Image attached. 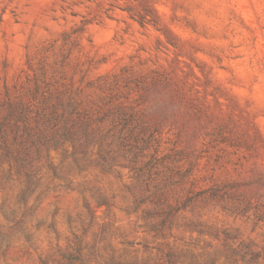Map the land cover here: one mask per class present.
Listing matches in <instances>:
<instances>
[{
	"label": "rangeland",
	"instance_id": "obj_1",
	"mask_svg": "<svg viewBox=\"0 0 264 264\" xmlns=\"http://www.w3.org/2000/svg\"><path fill=\"white\" fill-rule=\"evenodd\" d=\"M0 264H264V0H0Z\"/></svg>",
	"mask_w": 264,
	"mask_h": 264
},
{
	"label": "trees",
	"instance_id": "obj_2",
	"mask_svg": "<svg viewBox=\"0 0 264 264\" xmlns=\"http://www.w3.org/2000/svg\"><path fill=\"white\" fill-rule=\"evenodd\" d=\"M67 257V256H66Z\"/></svg>",
	"mask_w": 264,
	"mask_h": 264
}]
</instances>
